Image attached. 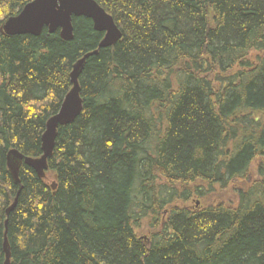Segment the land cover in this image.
I'll return each instance as SVG.
<instances>
[{
    "label": "trees",
    "instance_id": "obj_1",
    "mask_svg": "<svg viewBox=\"0 0 264 264\" xmlns=\"http://www.w3.org/2000/svg\"><path fill=\"white\" fill-rule=\"evenodd\" d=\"M30 1L0 0V29ZM95 1L112 47L84 18L70 42L0 33V264L5 230L11 264H264V0ZM96 50L45 178L15 185L9 151L42 156Z\"/></svg>",
    "mask_w": 264,
    "mask_h": 264
},
{
    "label": "water",
    "instance_id": "obj_2",
    "mask_svg": "<svg viewBox=\"0 0 264 264\" xmlns=\"http://www.w3.org/2000/svg\"><path fill=\"white\" fill-rule=\"evenodd\" d=\"M84 18L91 21L93 30L103 33L104 37L98 44V50L114 46L122 38L113 18L95 0H33L14 17L5 21L0 33L9 37L30 35L39 37L44 29L49 34L59 32L63 42H70L74 38L73 20ZM98 50L85 54L72 68L70 73L71 90L64 97L58 112L48 120L45 131L41 137L40 158L25 157L17 150L9 151L6 160L7 167L15 185L20 184L19 170L22 165L32 169L36 175L44 179L48 169L47 161L51 158L55 147L58 129L72 124L82 112L80 98L79 77L83 71L86 60L98 53ZM56 179V177H55ZM52 189L56 188L52 183ZM17 198L7 209V215L14 209ZM7 221L5 222V228ZM4 264H10L11 252L6 237L3 240Z\"/></svg>",
    "mask_w": 264,
    "mask_h": 264
},
{
    "label": "rangeland",
    "instance_id": "obj_3",
    "mask_svg": "<svg viewBox=\"0 0 264 264\" xmlns=\"http://www.w3.org/2000/svg\"><path fill=\"white\" fill-rule=\"evenodd\" d=\"M252 168H254V166L252 167ZM251 168V170H252V172H253V169ZM46 173V172H45ZM253 174L252 173H250V176H252ZM54 180H55V178H54ZM54 180H49V182L52 184L53 182L55 183V181ZM55 185H56V183H55ZM52 189V188H51ZM56 189V188H55ZM55 189H52V191H55ZM220 196V195H219ZM218 196V197H219ZM227 196H229V193H227L226 195L224 194L223 195V199L226 201V202H230L231 200L227 197ZM217 197V198H218ZM233 199H234V197H233ZM216 201H218V199H216ZM194 205H192V206H194L195 208H199L200 206H204V205H206V201L205 200H202V199H195L194 201ZM193 202L191 203V204H193ZM165 215H166V213H165ZM165 216H163V218H164ZM166 218V217H165ZM164 218V219H165ZM150 229H149V227H147L146 225H144L143 227H142V229H139L138 231H137V235H138V238H140L141 240L143 239V240H148V237H149V234H148V231H149ZM10 264H11V260H10Z\"/></svg>",
    "mask_w": 264,
    "mask_h": 264
},
{
    "label": "bare ground",
    "instance_id": "obj_4",
    "mask_svg": "<svg viewBox=\"0 0 264 264\" xmlns=\"http://www.w3.org/2000/svg\"><path fill=\"white\" fill-rule=\"evenodd\" d=\"M31 2H32V1L28 2L27 4H29V3H31ZM27 4H26V5H27ZM23 8H24V7H23ZM23 8H22V9H23ZM69 82H70V75H69Z\"/></svg>",
    "mask_w": 264,
    "mask_h": 264
}]
</instances>
